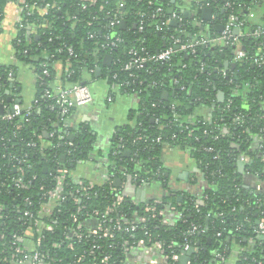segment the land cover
I'll use <instances>...</instances> for the list:
<instances>
[{
  "label": "trees",
  "instance_id": "obj_1",
  "mask_svg": "<svg viewBox=\"0 0 264 264\" xmlns=\"http://www.w3.org/2000/svg\"><path fill=\"white\" fill-rule=\"evenodd\" d=\"M9 1L12 0H0V24ZM119 1H123V7L117 6ZM208 1L214 8V20L209 28L186 20L182 13L171 10L167 2L162 3L163 12L156 15L157 0H97L95 4L83 0H26L29 6L37 2L41 8L46 4L49 7L45 14L37 11L29 14L25 7L24 26L14 40L16 58L38 69L39 104L33 106L29 121L22 117L13 120L0 117V264L18 260V257L13 258V241L25 247L30 230L35 242L43 236L39 248L49 254L47 261L53 258V264H122L127 256L123 242L139 239H143L146 246L156 241H161L165 247L172 244L171 249L179 254L187 239L191 248H196L189 254L187 264L190 259L191 264H219L215 252L226 248L230 256L234 243L247 246L244 256L264 263V237L260 238L254 231L256 221L264 218V205H260L262 201L256 202L261 196L250 194L242 185L239 172V160L245 155L247 170L264 177L262 157L251 150L254 136H264V64L258 66L253 61L264 49L262 40L252 35L258 26L255 19L260 0H237L242 18H247L249 7L255 17L246 19L240 41L247 55L235 66L225 65L234 56L233 45L214 48L199 45L195 54H174L171 65L147 62L141 70L134 71L135 76L131 78L128 77L130 72L123 68L130 58L131 48L145 47L144 53H156L173 43L172 35L182 41L191 39L194 34L205 38L210 34L220 35L216 25L226 22L228 12L224 1L202 3ZM195 5L201 19L202 4ZM172 11L183 18L175 25L168 20ZM143 12L147 13V20L141 32L138 22ZM111 21L117 23L111 26ZM33 24L36 32L31 33ZM159 24L160 29L156 27ZM115 32H119L123 40L111 51V63L105 64L108 50L103 49L102 44ZM69 48L73 49L72 54ZM59 62L64 66V80L90 85L94 80L103 79L110 86L111 96L115 97L116 90H120L138 99L137 107L129 113L133 123L123 125L114 139L108 164L114 177L88 190L75 181L71 170L73 165L92 156L90 128L79 131L65 127L59 109L54 107L56 100L42 97L44 85L40 83L44 81L51 86L56 78L55 65ZM44 63L50 72L48 76L43 74ZM97 66L102 67L98 77L95 75ZM11 71L14 73L12 66L0 65V98L9 104L15 102L8 94L16 83L9 78ZM172 79L178 84L172 85ZM166 91L170 93L168 97L164 96ZM220 92L224 93L222 101ZM208 109L211 110L210 120H206ZM18 125L21 127L17 128ZM205 129L207 133L203 132ZM71 132L76 133V138L69 145ZM35 134L42 137L39 139ZM158 137L161 142L157 141ZM166 144L188 149L195 158L205 181L201 195L167 186V169L161 158ZM125 149L131 150L129 156L124 155ZM60 167L68 169L63 188L65 199L58 200L49 215L40 216L41 204L50 200L43 197V192L55 186L54 176ZM127 175L143 179L146 184L161 182L168 193L160 203L153 199L137 204L114 184L115 177L125 179ZM18 177L23 179L26 188L14 183ZM118 194L124 199L115 204ZM110 206L114 211L103 217ZM159 210L164 213L159 215ZM169 212L173 213L171 217H168ZM28 213L34 214L33 217ZM140 216L145 217V222L139 223L133 233L123 230H114L112 235L101 231L91 233L87 225L91 217L103 228H112L120 217L135 220ZM35 218L45 225L52 224L53 230L37 231ZM165 218L170 222L167 225L163 224ZM79 224L81 228H77ZM193 225L206 231L188 235ZM250 238L255 247L247 242ZM33 250L25 248L28 253ZM105 256H109L107 261ZM237 264H244L243 259Z\"/></svg>",
  "mask_w": 264,
  "mask_h": 264
},
{
  "label": "crops",
  "instance_id": "obj_2",
  "mask_svg": "<svg viewBox=\"0 0 264 264\" xmlns=\"http://www.w3.org/2000/svg\"><path fill=\"white\" fill-rule=\"evenodd\" d=\"M203 1L205 0H157L158 3L167 2L174 8V10L182 13L186 20H191L192 22H196L199 25L202 24V26L209 28L208 26L214 20V8L204 7L202 9L200 16L204 20V23H201L196 19L199 15L195 4ZM207 8L212 9L209 18L204 15V11ZM20 12L21 8L18 3L15 1L7 3L0 24V65L12 66L14 70V73L11 71L13 74V79L11 80H15L16 83L12 84L13 89L9 92L11 99L21 104L24 109H29L33 107L39 93V72L34 64L19 61L15 55L14 40L18 35L17 21L20 17ZM174 21H176V24L178 23V20ZM255 21L258 23L257 25L264 22V0H260ZM221 25L223 24L216 25V28L220 31ZM209 38L212 39L213 36L210 34ZM55 67L56 78L54 79L52 86L57 88L59 86L71 85L73 82L63 79L64 66L59 62L56 63ZM90 87L93 92V101L88 105L74 109L67 114V118L63 117L62 120L64 121L65 127L75 128L76 126L78 129L80 127L87 129L90 128L88 131L89 133H92L91 135L93 137L90 139L93 141L94 148L91 158L79 161L77 164L73 165L71 173L75 181L79 184H87L91 182L94 185H101L114 177L108 168V164L111 162L109 156L112 151L114 139L123 125L133 123L129 118V113L131 109L137 107L138 99L134 95H129L122 93L120 90H116L115 97L112 96L109 100V97L111 96L110 86L103 79L94 80L90 84ZM207 114H210L209 110H207ZM251 150L256 152L258 156H261L262 161L264 162L263 135L254 136ZM130 153L131 152H128V155L126 156H129ZM246 157L247 156L244 158L246 159ZM161 158L167 169V186H169L170 189L191 192L198 195L202 194L205 189V181L195 158L188 149L185 150L178 146L166 144L163 147ZM240 160L243 161V159ZM244 163L247 164L246 162ZM239 172L241 174L242 185L250 192V194L256 197L261 196L256 202L259 203V201H262V203H264V177L248 171L247 167L244 170L239 168ZM129 177L130 175H127L125 179L115 177L114 180L116 178L122 179V184L119 187L122 190L123 195L131 197L137 204L143 203L141 202L143 190H146L145 201L153 199L160 200L168 193V190L162 186L161 182L147 184L139 183L138 181H135V177ZM246 205L248 204L246 203ZM250 207H252V205H250ZM172 215L173 213L169 212L168 217H171ZM87 225L91 231L96 230L100 226L98 220L93 217L89 219ZM33 235L34 234L31 230L28 231V239L24 242L25 248L30 251L33 248L35 249L36 242L32 238ZM259 237L261 238V236ZM252 240L253 239L250 238L247 242L251 247H255L254 240ZM246 247L247 246L234 243L232 253L226 264H237L238 252ZM126 255L127 256L122 264H162V255L159 249L154 246H140ZM12 264H31V262L15 260ZM40 264L53 263L47 261ZM184 264H187V262H184Z\"/></svg>",
  "mask_w": 264,
  "mask_h": 264
},
{
  "label": "built area",
  "instance_id": "obj_3",
  "mask_svg": "<svg viewBox=\"0 0 264 264\" xmlns=\"http://www.w3.org/2000/svg\"><path fill=\"white\" fill-rule=\"evenodd\" d=\"M18 3V5L21 8L20 12V17L17 21V28L18 31L20 30L21 27H23V13L25 7H28L29 14L33 13L34 11H37L41 14H45L47 11V8L49 7L48 4H46L43 8L39 7L37 2H33L32 5H28L26 0H12ZM87 3L90 4H95L97 0H83ZM10 2V1H9ZM202 5L201 7H210L211 3L208 2H200ZM199 3V4H200ZM159 5V4H158ZM118 7H123L124 3L123 1H119L117 4ZM163 5H159V7L156 9L155 14H161L163 12ZM239 3L237 0H225L224 1V9L228 12V17L226 22L223 24V29L221 30L220 35L214 36L212 39L210 38H205L203 36L194 34L191 39H187L182 41L181 39L175 37L172 35V41L173 43L164 49H160L156 53H144L145 47H141L140 49H135L131 48L129 50V55L130 58L129 60L125 63L124 69L126 71H129L128 77H134L135 72L137 70H141L147 62L151 63H167L171 65V61L174 57V54L177 52H185L188 54H195L197 52V47L199 45H206L209 47H217V46H228V45H233L235 47V50L233 51V58L232 60L228 61L229 65L230 63H236L240 60H242L244 57H246V52L244 51L242 47V43L240 41V36L243 34V29L246 24V19H252L255 16V12L252 10L251 7L247 9V18H242L241 17V8L238 7ZM197 21H200L201 23H204V20L201 18H196ZM146 20H147V13H141L139 15V22H138V29L139 31H144L146 27ZM169 22H172L174 20H178V22L182 21L183 18L182 16L177 13L176 11H172L169 14L168 18ZM196 21V20H195ZM117 23V21H111V26H114ZM35 24H33L30 27L31 33L36 32ZM158 29H160V24L156 26ZM252 35L255 39H261L262 40V49H264V22L262 24H259L252 32ZM91 37H94L93 34L90 35ZM112 37V39H111ZM123 40L122 35L119 32H115L112 34V36H107V41L102 44L103 49H107L108 52L106 54H112L111 51L114 50L118 43ZM69 53H73V49L69 48ZM254 63L257 64L258 66H262L264 64V50L253 59ZM44 70L43 74L48 76L50 75V72L46 63L43 64ZM204 65L202 66L203 70ZM219 71L223 74H225V70L222 68H217ZM10 74V79H13V74L12 72ZM117 74L114 75V78H117ZM172 85H177L178 81L172 79ZM41 85H44V89L42 92V97L43 98H53L56 100V105L54 107H57L59 109L60 114H69L71 111L78 107H83L85 105H88L93 101V92L88 84H80V83H72L71 85H66V86H59V87H53L52 84L51 86L48 84H45V82H41ZM12 90H9L8 92H11ZM10 94V93H9ZM112 98V96L109 97V100ZM13 100V99H12ZM231 101H229L228 106L230 105ZM39 104V98L37 97L34 105ZM0 105L3 106V113L0 114L1 119L4 120H13L17 117H22L24 121H29L30 120V115L32 112V108L29 109H24L21 104L14 102V103H7L3 98H0ZM33 105V106H34ZM154 105V104H153ZM210 114H208V117L206 120H210L211 116V110L208 109ZM238 119L241 118V115L236 116ZM198 122V121H197ZM197 122H194L193 124H197ZM21 126L18 125L17 128H20ZM192 131V129H191ZM204 133H207L208 130L205 129L203 131ZM224 134L223 132H221ZM37 138H41V134H35ZM175 137V135L173 136ZM219 137V134L216 135V138ZM157 141L161 142V137H158ZM69 145H72L73 142L72 140L68 142ZM124 148V146H122ZM208 150H211V148H207ZM245 155L241 157L244 162L248 163L247 157L246 159L244 158ZM245 159V160H244ZM24 160H20V162H23ZM20 171H23L21 168H19ZM58 173L54 176L56 180L55 186L51 190H47L43 192V197L49 198L48 203H42L41 208L38 210V215H49L53 208H55L56 203L58 200L63 201L65 199V196L63 195V188H64V183H65V178L66 174L68 173V169L65 168H58L57 169ZM126 173H123V176H125ZM36 178V176H34ZM135 181H138L139 183H144L143 179H140L138 177H135ZM14 183L19 186L26 188L27 185L23 182V179L21 177L15 178ZM82 186V189L88 190L90 188H93L95 185L93 183H87V184H80ZM43 189V188H42ZM124 197L121 194H118L116 197V202L115 204H119L123 201ZM156 203H160V200H155ZM2 209V205H0V210ZM147 209H150L147 207ZM174 209V207L172 208ZM152 210H156L155 207L152 208ZM114 211V207L110 206L107 208L106 212L102 215L105 217L107 214L111 213ZM159 215H162L164 213L163 210H159ZM30 214V213H28ZM95 214H99V211H95ZM223 214V213H221ZM34 214H30V217H33ZM258 223H256V226L254 227V231L256 234H258L261 237H264V218L263 219H258ZM145 222V217L140 216L138 219L135 220H128L125 217H120L116 220L115 225L111 227H105L103 228L102 226H99L96 230L91 231V233H97L98 231L103 232L104 235H112L114 230L118 231H126V232H131L133 233L139 228V223H144ZM168 219H163V224L167 225L169 224ZM34 224L36 226L37 231H41L42 229L46 230H53V225L52 224H47L40 219L35 218ZM77 228H81V224L77 226ZM206 230L204 228H201V226L193 225L189 230H188V235H191L193 233L199 232L203 233ZM220 233H218L219 235ZM14 237L16 239L18 236L15 234ZM43 236H39L38 239L36 240L35 243V249L31 252L28 253L25 251V247L16 244L15 241H13L14 244V250L15 254H13V258L18 257V260L21 262L23 261H30L31 264H40L42 262H47V259H49V254L46 252H43L40 250L39 246L41 245ZM57 245V244H55ZM123 247L125 249V253H129L130 251H133L134 249L139 248L140 246L145 245V241L143 239H139L134 242H129V240H125L123 242ZM146 246V245H145ZM157 247L162 255V264H177L180 262V257L184 255L187 250L191 248L190 244L187 243L186 239V244L184 246L183 251L179 254L175 252L174 249H171L173 246L170 244L168 247H165V245L161 241H156L153 245L147 246V247ZM245 249H241L238 252V261L243 259L244 264H264L263 261L256 259L255 257H252L251 259L248 258L247 256H244ZM193 251H196V248H193ZM17 254H20L18 256ZM227 250L224 248L222 251H216L215 252V259L218 260L219 264H226L227 261L229 260L230 256L227 255ZM109 259V256H105L104 260L107 261ZM50 262H54L53 258L50 260ZM188 264H191V259L188 261Z\"/></svg>",
  "mask_w": 264,
  "mask_h": 264
},
{
  "label": "water",
  "instance_id": "obj_4",
  "mask_svg": "<svg viewBox=\"0 0 264 264\" xmlns=\"http://www.w3.org/2000/svg\"><path fill=\"white\" fill-rule=\"evenodd\" d=\"M161 1H163V0H161ZM223 1H225V0H223ZM158 4H159V5H162L161 2H159ZM171 10H173V7H172ZM211 12H212V9H211V8H207V9H205V11H204V15H205L207 18H209V17L211 16ZM124 24H125V23L122 22V25H124ZM171 24H174V25H175V24H176V21H172ZM220 28H221V30L223 29L222 25H221ZM111 61H112V55H111V54H106V55L104 56V61H103V62H104L105 64H110ZM230 64H231V66H235V63H230ZM225 65H229L228 61L225 62ZM101 74H102V67H101V66H97V67H96V70H95V75L98 77V76H100ZM8 94H9V92H8ZM169 94H170V93H169L168 91H166V92L164 93V96L168 97ZM9 99H11V96H9ZM219 99H220V101H222V100L224 99V93H223V92H220V93H219ZM2 113H3V106L0 105V114H2ZM60 115L62 116V118H63V117H64V118H67V115H65V114H60ZM75 128L78 129V127H76V126H75ZM78 130L81 131L82 128L80 127ZM46 135H47V134H46ZM69 138H70V140L73 141V140L76 138V133H75V132H71ZM128 152H131V150H130V149H126L125 152H124L125 155H128ZM239 168H241V170H242V169L244 170V169L246 168V164H245L243 161H241V160H239ZM129 178H131V176H130ZM114 184H115L117 187L121 186V184H122V179H121V178H116V179L114 180ZM145 194H146V190H143L141 202H145ZM260 205H264V203H261ZM258 222H259V221L257 220L256 223H258ZM192 250H193V249L190 248L189 251L186 252L185 255H182V256L180 257V264H184V262H187V260L189 259V254L192 252Z\"/></svg>",
  "mask_w": 264,
  "mask_h": 264
}]
</instances>
